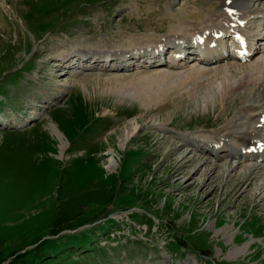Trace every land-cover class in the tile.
Instances as JSON below:
<instances>
[{"label": "rangeland", "instance_id": "obj_1", "mask_svg": "<svg viewBox=\"0 0 264 264\" xmlns=\"http://www.w3.org/2000/svg\"><path fill=\"white\" fill-rule=\"evenodd\" d=\"M157 1L0 0L3 264H264V167L231 191L238 181L226 178L225 166L205 178L189 163L177 171L196 155L169 134L197 141L215 128L223 135L239 100L225 111L210 94L197 103L185 93L201 79L192 72L181 76L193 83L178 99L141 106L122 84L147 71L71 76L82 67L61 66L67 51L126 48L131 32L146 30L140 22ZM151 21L160 25L158 16ZM185 66L163 69L171 81ZM55 212L61 223L54 226Z\"/></svg>", "mask_w": 264, "mask_h": 264}, {"label": "bare ground", "instance_id": "obj_2", "mask_svg": "<svg viewBox=\"0 0 264 264\" xmlns=\"http://www.w3.org/2000/svg\"><path fill=\"white\" fill-rule=\"evenodd\" d=\"M176 5L178 7H175ZM152 7L156 10L144 13L147 14L148 22H140L147 27L146 30L131 32L135 38L131 37L130 43L127 40L129 45L122 43L126 48L117 47L118 49H114L111 54L85 48L59 53L61 66L68 69L80 68L82 58L90 63L83 66L81 70L71 73V76H77L84 70L99 69L108 70L115 75L118 73L119 76H125L120 74L129 72L147 71L150 74L149 77L138 76L136 78L138 80L133 84L128 82H125L124 86L122 84L125 90L130 87L135 91L136 97L137 95L142 97V99L139 97L140 102L142 100L145 102H142L141 106L145 103L146 106H148L147 103L160 106L175 101L180 91L186 89L191 81V79L188 83L185 81L184 84L181 76L192 72L198 76L197 79H201L185 93L188 96H194L197 103L200 102V98L206 102L210 94L215 100L214 104L222 101V110L225 111L230 108L231 102L234 104V101L239 100L243 105L224 125L221 130V132L225 131L223 135H219L220 131L212 128L210 133L198 135L195 141L192 138L186 140V135L181 137L178 133H169L177 139H175L176 143L179 142L178 148L186 146L196 155L178 165L177 171L183 168L185 163H189L194 173L199 170L201 176L205 178L211 176L213 171L216 172L217 168L223 169L225 166L226 178L229 181H238L237 184H230L232 191L237 185L250 182L252 176L256 175V170L264 167V46L258 45L259 40L264 37V0H159ZM182 10L184 13H179ZM159 13H162L161 17ZM164 15L168 17L164 19ZM152 16L159 17V26L153 24ZM132 17L135 19L138 16ZM168 24L169 26L165 28ZM144 31L148 32L145 34L147 38L141 37ZM163 33H165L164 37L163 35L160 37L159 34ZM154 34H157L155 39ZM151 36L153 39H149ZM223 38L224 41L220 42ZM196 40V43H203L200 46L204 49L203 52L199 53L193 49ZM240 40L243 44L241 51L222 50L231 44L230 41L235 47L239 46ZM178 44H183L184 48L178 49ZM113 47L114 44H111L110 48ZM146 49L149 50L145 52ZM148 53L153 63L148 66L135 64V60ZM161 55H164V60L161 59ZM188 58L196 61L197 65H187ZM228 59L234 62L224 64V61ZM109 61H112V67L106 66ZM183 61L186 62L184 70L174 73L180 77L169 81L171 78L169 75L173 72L164 70L163 67H183L184 65H181ZM186 70L188 71L185 72ZM175 75L172 76L175 77ZM191 78L194 80V77L191 76ZM257 110L261 111L256 112ZM177 150L179 149L176 148L175 151ZM184 157L185 155L179 161H182ZM208 160L212 165L217 162H224V164L208 167L205 165L209 162ZM245 160L251 162L244 163ZM228 162L241 166L244 173H235L236 168L227 165ZM231 171H234V176ZM216 176L218 177V174Z\"/></svg>", "mask_w": 264, "mask_h": 264}, {"label": "trees", "instance_id": "obj_3", "mask_svg": "<svg viewBox=\"0 0 264 264\" xmlns=\"http://www.w3.org/2000/svg\"><path fill=\"white\" fill-rule=\"evenodd\" d=\"M101 199H103V198H101ZM65 204H67V203H65ZM67 206V205H66ZM60 213V212H59ZM55 214H56V212L53 214V217L51 218L54 222H55V224H54V226L55 225H58L59 223H61V220L59 219V217L60 216H56V218H55ZM61 214V213H60ZM80 224H83V223H80ZM78 224H76L75 225V227L77 226ZM79 226V225H78ZM59 228L57 227L56 229H51L50 230V233H52V234H55V233H58V232H60V230H58ZM4 240L2 239V238H0V243L1 242H3ZM2 261H4V259L3 258H1V256H0V264L2 263ZM3 264V263H2ZM10 264V263H9Z\"/></svg>", "mask_w": 264, "mask_h": 264}]
</instances>
